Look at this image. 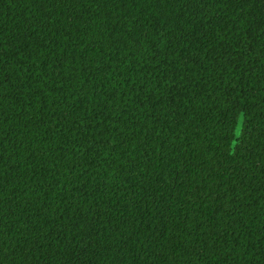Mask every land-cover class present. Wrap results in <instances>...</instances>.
Masks as SVG:
<instances>
[{"label":"trees","instance_id":"obj_1","mask_svg":"<svg viewBox=\"0 0 264 264\" xmlns=\"http://www.w3.org/2000/svg\"><path fill=\"white\" fill-rule=\"evenodd\" d=\"M0 264H264V0H0Z\"/></svg>","mask_w":264,"mask_h":264},{"label":"rangeland","instance_id":"obj_2","mask_svg":"<svg viewBox=\"0 0 264 264\" xmlns=\"http://www.w3.org/2000/svg\"><path fill=\"white\" fill-rule=\"evenodd\" d=\"M240 132H241V122L236 127V131H235L236 136H239Z\"/></svg>","mask_w":264,"mask_h":264}]
</instances>
